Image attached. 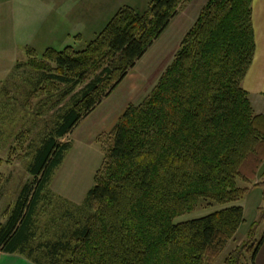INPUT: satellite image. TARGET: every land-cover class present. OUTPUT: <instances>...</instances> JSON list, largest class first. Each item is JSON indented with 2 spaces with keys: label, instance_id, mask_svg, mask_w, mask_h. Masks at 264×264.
<instances>
[{
  "label": "trees",
  "instance_id": "obj_1",
  "mask_svg": "<svg viewBox=\"0 0 264 264\" xmlns=\"http://www.w3.org/2000/svg\"><path fill=\"white\" fill-rule=\"evenodd\" d=\"M191 1L151 0L143 12L123 7L80 51L48 48L38 58L27 49V66L42 76L36 93L72 103L35 152L32 180L0 225V253L31 258L45 250L37 264H212L234 239L245 222L239 205L173 223L201 199L227 205L264 184L255 182L264 164V114L254 112L242 86L256 51L252 0H207L150 93L98 136L103 160L83 202L91 210L85 224L33 247L39 203L72 147L62 139ZM259 226L260 219L250 225L224 264H256Z\"/></svg>",
  "mask_w": 264,
  "mask_h": 264
},
{
  "label": "rangeland",
  "instance_id": "obj_2",
  "mask_svg": "<svg viewBox=\"0 0 264 264\" xmlns=\"http://www.w3.org/2000/svg\"><path fill=\"white\" fill-rule=\"evenodd\" d=\"M150 2L151 0H117L119 6H116L109 15L104 14V17H107L104 26L85 29L81 33L75 32L76 34L68 44L58 45L55 48L63 50L71 46L76 51L83 50L121 8L128 6L143 12ZM206 2L207 0L188 2L183 18H180L169 31L158 39L148 50L145 59L138 63L141 73L151 70L153 63L160 60L161 56L166 59V65L170 63L179 48L183 35L193 25ZM107 9L110 11L111 7ZM43 54L42 51L36 53L38 58H41ZM23 59L16 63L0 91V225L7 220L23 186L32 180L29 165L36 150L41 146L49 130L56 125L59 115L72 103L70 98L59 103V93L53 95L43 94L42 91L36 93L43 86H41V73L27 66L28 53L26 59L25 56ZM125 92L126 85L123 84L113 96L117 98L121 94L125 95ZM147 95L142 96L139 101L142 102ZM62 141L70 142L72 148L66 153L63 163L56 169L50 192H45L39 203L33 240L34 248L39 244L65 239L75 229L84 225L91 215L90 208L83 202L87 192L94 185V173L101 164L102 156H99V147L87 143L82 144L78 138L72 137V133ZM96 142L102 146V143ZM100 152L103 153V150L101 149ZM255 182H264V164L259 168ZM243 185L245 184L241 186ZM233 205L242 206L247 210V220L252 217H256L252 221L260 219L257 239L261 238L264 234V184L252 188L245 198L227 205L201 199L194 210L176 217L173 223L198 219ZM249 207L253 210H249ZM249 229V225L241 226L234 239L226 245L212 264H224L228 254L235 247L245 243ZM41 251L45 253V250L41 249ZM40 252H35L31 258L19 254L13 255L30 264H37L33 258L42 259ZM2 256L5 254L0 253V259Z\"/></svg>",
  "mask_w": 264,
  "mask_h": 264
},
{
  "label": "crops",
  "instance_id": "obj_3",
  "mask_svg": "<svg viewBox=\"0 0 264 264\" xmlns=\"http://www.w3.org/2000/svg\"><path fill=\"white\" fill-rule=\"evenodd\" d=\"M188 4L182 6L178 15L158 39L183 18ZM116 6H119L117 0H0V91L16 63L24 60V56L26 59L27 49H33L38 54L48 48L68 44L76 33L106 24L107 17H104V14L109 15ZM108 7H111L110 11ZM252 23L256 51L242 86L248 92L254 112L264 114V0H252ZM147 53L148 51L121 83L83 118L72 132V137L78 138L82 144L99 147L101 163L103 153L100 152L102 147L96 142L98 136L111 131L130 104L140 102L142 96L150 93L172 61L166 65V59L161 56L160 60L153 63L151 70L141 73L138 63L145 59ZM123 84L126 85L125 95L121 94L116 98L113 95ZM254 209L256 210L255 207ZM249 210L253 209L249 207ZM244 218L243 225L250 226L256 221H252L256 217L247 220L245 208ZM4 254L0 264H30L13 254ZM256 264H264V242L258 251Z\"/></svg>",
  "mask_w": 264,
  "mask_h": 264
}]
</instances>
